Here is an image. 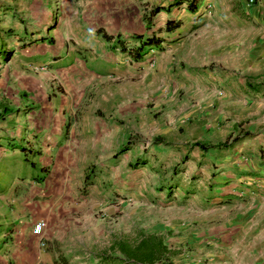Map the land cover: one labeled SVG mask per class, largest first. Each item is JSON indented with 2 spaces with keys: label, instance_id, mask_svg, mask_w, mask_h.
Instances as JSON below:
<instances>
[{
  "label": "rangeland",
  "instance_id": "rangeland-1",
  "mask_svg": "<svg viewBox=\"0 0 264 264\" xmlns=\"http://www.w3.org/2000/svg\"><path fill=\"white\" fill-rule=\"evenodd\" d=\"M65 2L0 0V169L9 184L48 173L52 201L75 223L73 242H60L59 252L72 264H134L117 244L154 235L165 247L153 264H264V107L233 111L186 94L204 81L181 74L191 70L179 60L164 62L165 15L148 18V1L124 0L121 20L108 18L117 20L107 33L118 41L104 40L93 30L99 24L81 17L86 30H77ZM231 4L233 15L220 1L214 14L184 16L183 25L219 26L220 39L232 28L247 37L256 34L251 26L264 30V0ZM150 26L159 47L135 60L131 35L145 38ZM259 73L261 81L250 82L263 98ZM47 110H61L71 129L38 146V155L26 133ZM228 135L240 138L215 147Z\"/></svg>",
  "mask_w": 264,
  "mask_h": 264
},
{
  "label": "crops",
  "instance_id": "crops-1",
  "mask_svg": "<svg viewBox=\"0 0 264 264\" xmlns=\"http://www.w3.org/2000/svg\"><path fill=\"white\" fill-rule=\"evenodd\" d=\"M65 1L62 0L64 8H66ZM123 1L71 0L68 10L70 16L74 17L77 30L85 29L84 24L80 23L79 17H81L87 23L99 24L93 29L95 32L101 31L110 35L107 33L108 26L113 28V24L110 25L108 18L118 16L121 20ZM146 1L152 6L151 8L157 7L158 12L153 15L154 17L161 12L165 15L163 29L169 37L164 36L163 39L169 49L168 53L162 51L164 62H167L169 66L170 62L179 60L191 70L188 73L182 71L181 74L184 73L194 82L201 79L204 81L201 86L192 85L193 89L186 91V94L205 98V100L202 98V105L216 98L218 104L226 105V108L233 111H242L252 106L264 107V96L261 98L263 91L250 82V77H254L255 83H259L261 80H257L256 76L260 75L261 68L264 71V32H262L264 30L260 31L251 26L250 31L256 34L247 37L244 36V31L237 30L236 32L235 28H232L224 31L226 36L220 39L217 31L220 29L219 26L194 24L198 18L218 11L220 1L226 4L224 10L227 14H235V6L231 4L232 7H230L228 3L230 1L242 2V0ZM189 2H192V9L188 7ZM240 6H243V3ZM110 9L115 12L109 13ZM248 9L250 10V7ZM237 10L243 11L241 8ZM188 15L196 19L192 21L193 24L184 26L182 17ZM166 21L176 26L167 30L165 29ZM116 24L113 25V30L118 29ZM154 32V28L150 26V34L147 37H157ZM207 32L209 36L203 35ZM229 33H231V41L227 42L226 38ZM243 40L249 44L242 46ZM237 43L238 46H236ZM228 62L230 63L227 64ZM199 66H201L200 69H198ZM206 66H211V68L208 69ZM200 109V105L197 104L194 112ZM61 112V110L57 112L47 110L46 114L44 113L46 120L35 121L28 128L25 127L33 129L26 134L36 142L37 149L35 150L38 155L41 154L38 146L52 145L58 138L65 137V130L71 129L59 120L62 118ZM53 115L58 119L52 120ZM236 121L231 122V127L234 124L237 126ZM4 143L7 145L6 142ZM2 145L1 143L0 162L4 159L2 154L5 151ZM47 175L48 173L39 177L35 175L29 177L28 180L18 177L12 179V177L11 184H9L10 181L4 179L8 177L7 172L0 169V264H59V260L68 262V264L73 263L71 255H68L67 251L68 256L62 255L58 248L60 242L65 240L73 242L69 228L72 229L75 223H68L66 211L52 201ZM38 219L45 222L40 235L31 232V225ZM64 236L65 239H63Z\"/></svg>",
  "mask_w": 264,
  "mask_h": 264
},
{
  "label": "trees",
  "instance_id": "trees-1",
  "mask_svg": "<svg viewBox=\"0 0 264 264\" xmlns=\"http://www.w3.org/2000/svg\"><path fill=\"white\" fill-rule=\"evenodd\" d=\"M188 7L192 9V2L188 3ZM158 12L157 7L151 8L149 11L148 18H151L155 13ZM176 25L172 24L170 21H166L165 29L170 30L173 29ZM97 34L101 35V37L106 40L110 41L114 39L118 41V37L114 38V36L108 35L104 32L98 31ZM131 37L137 41V46H133L129 52L132 53L133 59L139 60L141 54H143L145 48L149 47H159L160 39L158 37H143L141 34H132ZM118 43V42H116ZM9 53L8 51L4 54V59H8ZM248 135L247 132L241 134V137ZM240 136L237 135H228L223 141L218 142L215 144V147H230L235 142L239 140ZM153 142H160V137H154L152 139ZM194 145L200 146L202 149H206L208 146L202 144L201 142H194ZM118 250L122 253V255L127 259V261H132L134 264H153L155 260H157L163 253V249L165 245L162 243L160 238L155 237L154 235L142 236L134 246L125 245L122 243H118Z\"/></svg>",
  "mask_w": 264,
  "mask_h": 264
},
{
  "label": "built area",
  "instance_id": "built-area-1",
  "mask_svg": "<svg viewBox=\"0 0 264 264\" xmlns=\"http://www.w3.org/2000/svg\"><path fill=\"white\" fill-rule=\"evenodd\" d=\"M247 2L251 4L253 0H247ZM44 226L45 222L41 219H38L31 225V232L33 234L40 235Z\"/></svg>",
  "mask_w": 264,
  "mask_h": 264
}]
</instances>
